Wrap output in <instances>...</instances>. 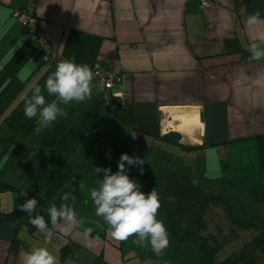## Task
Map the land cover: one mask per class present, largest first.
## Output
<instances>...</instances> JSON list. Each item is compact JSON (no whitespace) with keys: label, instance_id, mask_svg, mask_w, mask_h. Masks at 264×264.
Masks as SVG:
<instances>
[{"label":"crops","instance_id":"1","mask_svg":"<svg viewBox=\"0 0 264 264\" xmlns=\"http://www.w3.org/2000/svg\"><path fill=\"white\" fill-rule=\"evenodd\" d=\"M26 3L35 5L41 34L63 58L97 65L107 74H113L117 64L122 69L114 90L120 101L115 112L96 95L93 79L90 98L59 104L73 127L94 114L87 133L97 117L102 119L98 127L101 135L107 134L101 143L106 160L114 150L123 154L124 146L155 151L147 155L155 169L137 175H183L203 196L226 198L236 220L258 223L252 213L240 214L237 206L248 212L259 206L264 212V205L254 203L249 194L251 189L264 193L258 142L264 137V58L252 59L249 52L253 44L264 49V0H0V76L9 63L26 55L16 75L19 89L5 107L12 100L19 105L9 106L4 118L54 72L32 50L33 38L15 18ZM257 11L260 22L249 26L248 17ZM4 85L0 84V97L6 94ZM42 94L48 103L56 101ZM63 118L29 138L34 129L24 140L5 137L0 125V149L10 153L39 146L45 131ZM170 132L181 136L179 144L163 139ZM82 143L73 161L90 211L79 212L77 224L61 221L45 233L32 234L25 226L0 221V264H23L24 253L38 247L47 248L59 264H207L195 245L174 243L170 235L169 247L160 255L147 242L144 247L134 243L135 236L114 239L103 218L95 215L91 188L84 185L89 170L76 159ZM49 158L59 159L45 153L39 167ZM98 178L103 180V174ZM9 179L0 172V181ZM8 192L0 196L2 213L17 210L21 203L18 193ZM157 219L161 220L158 215ZM88 228L92 234L86 239L83 232ZM14 241L16 251L11 250Z\"/></svg>","mask_w":264,"mask_h":264},{"label":"trees","instance_id":"2","mask_svg":"<svg viewBox=\"0 0 264 264\" xmlns=\"http://www.w3.org/2000/svg\"><path fill=\"white\" fill-rule=\"evenodd\" d=\"M23 30L27 33L24 28ZM32 50L38 52L35 45ZM25 59V54L19 55L1 73L0 84H5L3 91L6 90V94L0 97V112L12 94L19 89L16 75ZM53 70L55 71V68ZM12 81L15 82L11 86ZM41 88L43 89V85ZM110 104L111 107L104 105L111 112H115L119 109L120 101L113 98ZM94 118V114L87 115L78 126L73 127L71 118L66 116L56 126L48 128L42 135L39 148L48 155L57 154L59 159L49 158L43 163L38 169L34 183L26 190L0 181V196L14 191L21 197L20 205L33 198L37 199V204L52 201L48 208L40 211L50 229L55 227L51 226L47 211L52 205L59 208L63 203L61 197L66 192L75 196V201L68 203L72 204L76 214L88 213L90 208L87 205L86 192L73 157L78 153ZM37 124L36 118L30 120L25 117L23 103L2 120L1 128L5 137L24 140ZM258 142L260 169L264 172V137L258 138ZM133 154L130 153L129 156ZM138 185L145 194L153 189L157 191L161 205L157 215L164 222L173 242L192 243L207 264H264V234L255 229L251 222L236 220L230 203L222 195L203 196L199 187L192 185L186 177L177 173L142 178ZM249 194L254 203L264 205V193L251 189ZM219 213L220 218L214 217ZM0 221L16 223V227L25 226L32 234L37 231L28 222L27 213L19 208L10 213L0 211ZM239 231L246 232L247 237L242 246L237 248L238 245L233 244L239 239ZM17 248L18 245L14 241L11 250L16 251Z\"/></svg>","mask_w":264,"mask_h":264},{"label":"clouds","instance_id":"3","mask_svg":"<svg viewBox=\"0 0 264 264\" xmlns=\"http://www.w3.org/2000/svg\"><path fill=\"white\" fill-rule=\"evenodd\" d=\"M261 16L257 11L248 17L249 26L260 22ZM252 59L264 58V49L253 44L249 48ZM93 73L87 65L77 64L74 58L66 59L56 65L55 71L49 75L41 86L33 88L31 96L24 98V115L28 119L36 118L41 127H50L58 117H66L67 113L59 104L82 103L91 96V81ZM56 97V101L48 103L45 96ZM58 101V102H57ZM111 157L109 156V159ZM144 161L138 157L122 154L117 163V171L111 168L95 167L96 175L103 173L99 186L90 190V198L95 206V215L103 218L111 236L118 241H126L135 236L134 243L144 247L150 244L152 252L160 255L169 247V234L162 220L157 219L160 201L155 189L145 194L138 183L130 178L126 165L139 166L143 173ZM26 195V194H25ZM63 203L59 208L52 205L47 215L52 227H57L61 221L69 224L79 223V218L69 201H75L71 193H64ZM37 199H27L18 205L20 211L26 212L28 222L40 233L49 229L43 215L36 211ZM35 213V214H34ZM92 229L83 232L87 239ZM23 264H59V260L47 248H34L23 255Z\"/></svg>","mask_w":264,"mask_h":264},{"label":"rangeland","instance_id":"4","mask_svg":"<svg viewBox=\"0 0 264 264\" xmlns=\"http://www.w3.org/2000/svg\"><path fill=\"white\" fill-rule=\"evenodd\" d=\"M53 102L50 101V103ZM18 106L19 103L17 104L16 101L12 100L7 107H5L4 112L1 113L0 115V125L3 120V115L5 111L8 109V107H14ZM85 111L83 109L80 111L81 114H83ZM10 113H7L6 116H8ZM102 119H99L98 117L96 118L95 122L93 123L92 128L88 131L87 135L84 138V141L82 143V148H80L81 154H78V158L80 159L79 163H82L85 168H87L89 171L87 173H84V185L87 188H94L99 186V181H98V176H100L103 173H99L96 175L95 173V167H101V168H108L110 167L112 172L115 173L117 171V163L119 161L120 156H118L117 151L114 150L115 155L111 156V158L106 160V157L108 154H104V146H101L102 139H104L107 134L105 131L104 135H101L100 130H99V125ZM41 126L38 123L37 126L35 127L34 133L31 134L29 138H34L37 133L41 130ZM106 130V129H105ZM36 146H30L26 147L24 150H19V149H14L10 153H4V150L0 149V153H4L2 155V162L0 165V172L1 174H6V177L10 178L7 181V184H10L9 182H14L12 186L19 187V184H22L24 187L23 188H28V185L26 183L31 182L34 183V180L36 179L38 169L39 167V162L41 161V157L45 154L43 151L40 150L39 146L35 144ZM107 151H110V149H107ZM123 151H120L121 153H134L133 157H138L139 159L144 161V164L142 165L143 170L144 169H152V171L155 169L154 164L151 165L150 160L148 158V154H154L155 151L151 150H137L134 149L133 147H128L124 146L122 148ZM87 153V155H86ZM5 158V159H4ZM154 158V157H153ZM176 160L173 161L175 163ZM179 162V161H178ZM126 169L129 172L130 178L135 180L137 183L142 179L143 177H148V176H155V173L152 174H147V175H137L140 172L139 166L137 167H128L126 165ZM21 189V188H20ZM85 189V188H84ZM8 194H11V192H8ZM14 195H18L16 192L13 193ZM52 204V201H49L47 203H39L37 204V209L36 211H41L45 208H48ZM233 207V206H232ZM237 210L240 211V214L242 215H249L250 213L253 214L255 220L258 222L255 224L254 222V227L258 231L264 234V212L261 213V209L259 210V206L257 210H252V212H248L245 210L244 207L242 206H237ZM221 213H219L217 216L215 215L214 217L220 218ZM242 215H238L237 217L243 218ZM247 215V216H248ZM242 220V219H241ZM217 221V220H216ZM244 221L247 222L245 219ZM239 239L237 242L233 245H238L237 248L242 246L243 241L247 237V233L244 231H239ZM196 250V249H195ZM193 251L190 252L189 254L192 255ZM205 263V262H204Z\"/></svg>","mask_w":264,"mask_h":264},{"label":"built area","instance_id":"5","mask_svg":"<svg viewBox=\"0 0 264 264\" xmlns=\"http://www.w3.org/2000/svg\"><path fill=\"white\" fill-rule=\"evenodd\" d=\"M204 6H207L206 2H204ZM15 18L21 24L22 28L32 36L34 45L44 62L50 64L53 68H56V65L59 62L66 60L50 46L41 34L35 13V5L33 3H28L25 7L15 12ZM89 68L93 73L92 79L95 83L96 95L105 105L111 107V100L113 98H119L114 90L116 85L121 81L122 69L117 64L116 71L113 74H107L100 71L97 65Z\"/></svg>","mask_w":264,"mask_h":264},{"label":"water","instance_id":"6","mask_svg":"<svg viewBox=\"0 0 264 264\" xmlns=\"http://www.w3.org/2000/svg\"><path fill=\"white\" fill-rule=\"evenodd\" d=\"M163 139L173 144H179L181 136L176 132H170L163 136Z\"/></svg>","mask_w":264,"mask_h":264},{"label":"bare ground","instance_id":"7","mask_svg":"<svg viewBox=\"0 0 264 264\" xmlns=\"http://www.w3.org/2000/svg\"><path fill=\"white\" fill-rule=\"evenodd\" d=\"M187 123V122H186Z\"/></svg>","mask_w":264,"mask_h":264}]
</instances>
